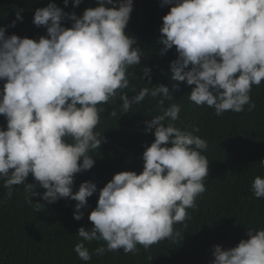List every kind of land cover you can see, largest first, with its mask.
Here are the masks:
<instances>
[{
    "label": "clouds",
    "instance_id": "obj_1",
    "mask_svg": "<svg viewBox=\"0 0 264 264\" xmlns=\"http://www.w3.org/2000/svg\"><path fill=\"white\" fill-rule=\"evenodd\" d=\"M82 0H73L79 6ZM82 16L65 12L55 3L35 10L33 23L44 26L47 36L39 40L6 36L0 27V115L7 130L0 127V180L7 198L14 186L23 185L25 200L42 196L48 204L60 199L76 201L74 219H83L88 198L98 191L91 181L73 192L75 174L93 168L89 153L105 142L96 131L98 105L122 101V115L147 96L158 100L160 114L145 121L146 132L155 140L143 153L141 174L124 171L115 174L99 190L97 206L88 219L93 227H80L81 238L74 251L82 261L92 255L86 242L104 241L96 255L123 249L137 254V245L148 249L163 240L180 244L184 233L174 228L189 218L188 209L206 191L209 160L202 154L208 143L193 131L175 126L181 106L164 107L179 91L178 82L194 86L189 99L198 106L214 108L221 116L240 113L245 105H256L250 93L264 81V0H163L162 7L174 5L165 15L160 43L165 54L175 47L178 58L171 62L172 90L164 84L141 89L131 97L128 69L140 65L142 49L125 29L133 11V0H98ZM65 6L69 0H64ZM112 5V7H109ZM22 8L16 9L17 22H23ZM73 21L70 28L62 26ZM151 81L145 67L142 78ZM112 109L109 116L115 117ZM171 145V146H168ZM82 160V163L80 161ZM264 163V162H261ZM32 175L37 184L25 183ZM255 198H264V178L252 183ZM37 212L45 207L35 203ZM249 239L225 250L215 245L211 264H264V228L248 229Z\"/></svg>",
    "mask_w": 264,
    "mask_h": 264
},
{
    "label": "trees",
    "instance_id": "obj_2",
    "mask_svg": "<svg viewBox=\"0 0 264 264\" xmlns=\"http://www.w3.org/2000/svg\"><path fill=\"white\" fill-rule=\"evenodd\" d=\"M55 3L65 12L82 16L87 8L99 6L98 0H82L74 6L73 0L65 6L64 0H0V27H6V36L18 35L36 39L47 36L44 26L33 23L35 10ZM163 0H133V11L125 32L137 40L136 47L142 49L140 65L128 69L129 87L122 91L130 97L141 89L164 84L172 90L171 62L178 58L173 47L161 55L163 45L159 42L163 17L174 5L161 6ZM112 7V5H109ZM22 8L23 22L16 19V9ZM73 21L65 20L62 26L70 28ZM151 69V81L142 78L144 68ZM5 81H0V90ZM179 91L173 92L172 100H165L164 107L172 103L181 106L180 118L175 126L193 131L208 143L202 152L209 160V176L204 183L206 191L197 197L195 209H188L189 218L174 228L184 233L180 244L163 240L144 249L137 245L138 252L125 254L123 249L96 255L95 249L105 246L104 241L86 242L92 259L82 261L74 251L81 239L80 227H93L88 219L97 206L99 190L111 181L115 174L135 171L141 174L142 159L147 147L155 140L154 131L146 132L145 121L160 114L158 100L163 97L147 96L140 104H133L130 111L122 115L117 95L114 103L98 105L106 108L100 113L96 131L103 134L105 142L100 149L89 154L95 164L90 170L75 174L73 192L83 182L91 181L98 191L88 198V206L82 209L83 219H74L75 204L71 199H60L48 204L42 196L33 197V204L26 203L24 186H14L11 198H7L3 180H0V264H211L215 259V245L225 250L236 247L242 239H249L248 229L264 228V198H255L252 183L256 176L264 178V81L253 86L250 93L256 107L248 110L245 105L240 113L227 111L221 116L214 108L198 106L189 99L194 86L178 82ZM115 108L117 115L109 116ZM0 127L7 130V121L0 115ZM171 146V145H168ZM82 163V160L80 161ZM25 183L37 184V191H45L30 174ZM45 205L37 212L35 203Z\"/></svg>",
    "mask_w": 264,
    "mask_h": 264
}]
</instances>
